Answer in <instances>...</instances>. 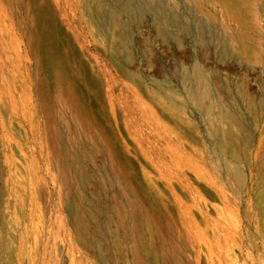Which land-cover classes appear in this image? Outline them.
I'll return each instance as SVG.
<instances>
[{
  "label": "rangeland",
  "instance_id": "374dc122",
  "mask_svg": "<svg viewBox=\"0 0 264 264\" xmlns=\"http://www.w3.org/2000/svg\"><path fill=\"white\" fill-rule=\"evenodd\" d=\"M0 264H264V0H0Z\"/></svg>",
  "mask_w": 264,
  "mask_h": 264
},
{
  "label": "bare ground",
  "instance_id": "6f19581e",
  "mask_svg": "<svg viewBox=\"0 0 264 264\" xmlns=\"http://www.w3.org/2000/svg\"><path fill=\"white\" fill-rule=\"evenodd\" d=\"M233 170H235V169H233ZM40 189V188H39Z\"/></svg>",
  "mask_w": 264,
  "mask_h": 264
}]
</instances>
